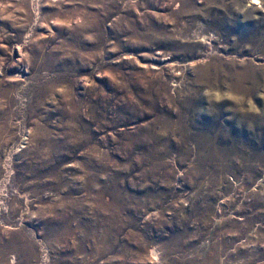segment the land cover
Listing matches in <instances>:
<instances>
[{
	"label": "rangeland",
	"instance_id": "rangeland-1",
	"mask_svg": "<svg viewBox=\"0 0 264 264\" xmlns=\"http://www.w3.org/2000/svg\"><path fill=\"white\" fill-rule=\"evenodd\" d=\"M0 264H264V0H0Z\"/></svg>",
	"mask_w": 264,
	"mask_h": 264
},
{
	"label": "bare ground",
	"instance_id": "bare-ground-1",
	"mask_svg": "<svg viewBox=\"0 0 264 264\" xmlns=\"http://www.w3.org/2000/svg\"><path fill=\"white\" fill-rule=\"evenodd\" d=\"M156 255V254H155Z\"/></svg>",
	"mask_w": 264,
	"mask_h": 264
}]
</instances>
